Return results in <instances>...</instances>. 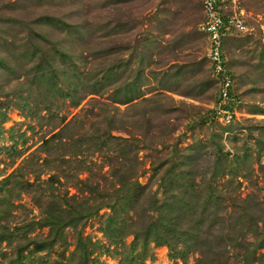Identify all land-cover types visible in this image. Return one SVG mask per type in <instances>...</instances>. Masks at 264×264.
<instances>
[{
	"label": "rangeland",
	"instance_id": "obj_1",
	"mask_svg": "<svg viewBox=\"0 0 264 264\" xmlns=\"http://www.w3.org/2000/svg\"><path fill=\"white\" fill-rule=\"evenodd\" d=\"M203 1L0 0L1 223L15 234L0 264H76L79 239L98 244L89 264L134 247V264H264V0L229 43L245 98L231 126L210 116ZM170 200L187 236L143 258L134 233ZM58 230L50 250L30 244Z\"/></svg>",
	"mask_w": 264,
	"mask_h": 264
},
{
	"label": "built area",
	"instance_id": "obj_2",
	"mask_svg": "<svg viewBox=\"0 0 264 264\" xmlns=\"http://www.w3.org/2000/svg\"><path fill=\"white\" fill-rule=\"evenodd\" d=\"M200 31L206 36V53L214 76L220 79L219 101L213 104L218 123L235 124L241 115L243 100L236 90L235 77L225 66L223 39L226 36H242L251 32V12L244 0H204Z\"/></svg>",
	"mask_w": 264,
	"mask_h": 264
},
{
	"label": "trees",
	"instance_id": "obj_3",
	"mask_svg": "<svg viewBox=\"0 0 264 264\" xmlns=\"http://www.w3.org/2000/svg\"><path fill=\"white\" fill-rule=\"evenodd\" d=\"M244 5L250 11V9L247 5V0H244ZM204 37L206 38V36H204ZM238 38H239L238 36H232V35L226 36L223 39L222 50H223V54L225 57V66L227 67V69L230 71V73L236 79V84H237L236 90L238 91V93L240 94V96L243 100V104H242L241 108H244L245 98H244V95L239 90L238 75H237L236 71L232 68V66L230 65V61L228 58L229 43L232 40H236ZM240 65H242V67L243 66L246 67L248 65V62L242 61L240 63ZM209 68H210L211 76L213 78V82L215 85V95L213 98L214 99L213 104H216L219 101L220 79L214 76L210 61H209ZM214 115H215L214 110H211L210 111V116L212 118L211 120L214 123H218V121L216 120ZM0 117H2V120H3L5 115L0 114ZM231 125H233V124H231ZM231 125H229V126H231ZM1 132H2V130L0 129V134H1ZM0 203H1V207H0V217H1L0 218V243H2L3 241L11 242L15 238V234L10 232L1 223V221H4V219H5L4 217H6V215L8 214V212L5 211L3 208L6 204L9 203V200L6 198L5 195H2L0 197ZM185 207H186L185 205H179L178 203H175L171 200L166 202V210L163 212V216H162L163 218L162 219L160 218L152 226L147 225V227L145 229L141 230L140 233H138V232L134 233L135 242H138L141 239V237L144 239L145 248L143 249V252H142L143 258H146V256H148V253H149L148 252V242L149 241H153L157 245H167L170 248V247H172L170 244V239H177V240L179 239L178 243H181V241H183L186 238L187 233L181 231V227L179 224V221L181 218V214H180L181 209L180 208H185ZM84 218H86V217L83 214H79V215L71 218V220L68 223H69V225L76 227L78 225L79 221H82ZM18 230H19V228H18ZM59 230H58L57 234L54 236L53 240H47L45 242L32 240V242L30 244L32 246H34V249L37 252L50 250L55 245V243H57L56 241L61 242L63 240L62 235L60 234ZM27 235H28V232L24 233L22 236L24 239L28 240ZM114 243H115V245L119 244V242H117V240H114ZM134 246H136V243L134 244ZM96 247H98V244L92 242L90 239H79L78 252L82 251V256H81L79 262H77L76 264H89L90 262L94 263L95 259L91 258V256L93 254L92 250H94ZM21 249H22V247H21ZM135 251H136V247H134V252L132 251L133 254L132 253L125 254V253H121V252L116 251V255L121 256V264H134V259L131 257H133ZM20 253H21L20 257L18 258L17 262H15L16 264H24V259H23L24 256H22L23 251H21ZM11 264H13V262Z\"/></svg>",
	"mask_w": 264,
	"mask_h": 264
},
{
	"label": "crops",
	"instance_id": "obj_4",
	"mask_svg": "<svg viewBox=\"0 0 264 264\" xmlns=\"http://www.w3.org/2000/svg\"><path fill=\"white\" fill-rule=\"evenodd\" d=\"M202 33V32H201ZM203 34V33H202ZM204 35V34H203ZM205 36V35H204Z\"/></svg>",
	"mask_w": 264,
	"mask_h": 264
}]
</instances>
